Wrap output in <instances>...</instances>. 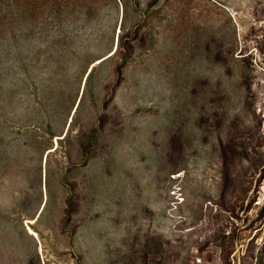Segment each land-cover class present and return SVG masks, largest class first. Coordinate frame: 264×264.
Listing matches in <instances>:
<instances>
[{
    "label": "rangeland",
    "instance_id": "1",
    "mask_svg": "<svg viewBox=\"0 0 264 264\" xmlns=\"http://www.w3.org/2000/svg\"><path fill=\"white\" fill-rule=\"evenodd\" d=\"M263 114L264 0H0V264H264Z\"/></svg>",
    "mask_w": 264,
    "mask_h": 264
},
{
    "label": "trees",
    "instance_id": "2",
    "mask_svg": "<svg viewBox=\"0 0 264 264\" xmlns=\"http://www.w3.org/2000/svg\"><path fill=\"white\" fill-rule=\"evenodd\" d=\"M92 71H93V70H92ZM92 71L89 73L88 78H89V76L91 75Z\"/></svg>",
    "mask_w": 264,
    "mask_h": 264
},
{
    "label": "built area",
    "instance_id": "3",
    "mask_svg": "<svg viewBox=\"0 0 264 264\" xmlns=\"http://www.w3.org/2000/svg\"><path fill=\"white\" fill-rule=\"evenodd\" d=\"M263 117H264V114H263Z\"/></svg>",
    "mask_w": 264,
    "mask_h": 264
}]
</instances>
